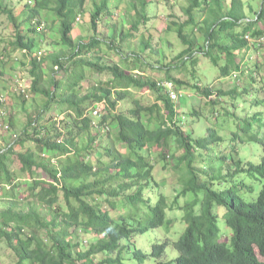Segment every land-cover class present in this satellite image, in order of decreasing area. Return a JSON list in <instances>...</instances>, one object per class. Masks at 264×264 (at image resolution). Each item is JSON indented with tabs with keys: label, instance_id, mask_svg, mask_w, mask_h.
I'll use <instances>...</instances> for the list:
<instances>
[{
	"label": "trees",
	"instance_id": "obj_1",
	"mask_svg": "<svg viewBox=\"0 0 264 264\" xmlns=\"http://www.w3.org/2000/svg\"><path fill=\"white\" fill-rule=\"evenodd\" d=\"M114 1L93 2L89 12L87 0H28L19 6L17 24L0 0V13L14 28L11 46L29 61L31 77L29 93H17L25 115L19 133L7 99L12 87L0 89V123L9 126L0 141L11 134L0 147L4 252L13 264H264V154L258 163L240 155L230 162L222 155L224 172L203 169L199 150L221 138L209 124L200 137L197 126L204 109L215 122L216 115L232 113L243 132L252 131L250 139H256V128L264 138V0L249 17L242 0H230L226 11L222 0H187L185 20L167 27L182 45L179 52L169 56V47L162 54L153 49L162 59L156 64L150 56L120 53L118 63L108 64L99 52L113 44L103 45L97 32L102 15H112L122 0ZM146 5L147 0L131 3L138 22L123 40L148 19ZM87 11L92 35L75 41L74 29ZM47 13L56 47L38 58L32 35L46 29ZM144 43L141 51L150 46ZM9 55L0 57L2 73L13 62ZM49 64L46 85L43 68ZM209 66L216 70L213 79ZM58 71L63 75H54ZM100 72L108 77L91 90L81 87ZM143 90L151 91L152 101L138 95ZM191 96L200 106L188 108L186 122L198 128L197 136L183 128L177 110ZM29 97L31 109L25 108ZM129 98L130 104L120 103ZM236 111L243 116L238 119ZM171 173L182 188L170 199L161 189L167 185L162 176ZM247 178L259 182L251 200ZM215 207L223 208L228 237ZM175 212H182L181 233L154 236L175 225L177 230Z\"/></svg>",
	"mask_w": 264,
	"mask_h": 264
},
{
	"label": "rangeland",
	"instance_id": "obj_2",
	"mask_svg": "<svg viewBox=\"0 0 264 264\" xmlns=\"http://www.w3.org/2000/svg\"><path fill=\"white\" fill-rule=\"evenodd\" d=\"M98 0H87L86 9L90 12L92 10V3L97 2ZM118 0H115L116 3ZM244 5L245 16L249 17L252 12L258 11L260 9L261 3L263 0H242ZM28 0H1L2 5H5L8 9H11L15 16V23H20L22 18L18 16L19 6L20 4H26ZM113 2V0H112ZM133 0H122L118 8L112 7V15L104 14L99 20L98 23V37L104 44L111 45L113 44L112 50H108L103 47L101 54L102 63L107 62L110 63H118L120 53L124 56H132L140 54L143 58L153 61L154 60H162L153 52V49L167 52L169 49L171 50L169 56L175 55L182 49V45L179 44L176 34L172 32L169 28L172 24L171 21L182 22L185 20V14H183V9L187 5V0H147V5L144 8L145 14L148 16V19H144L141 21L138 30L133 32V37H126L124 39V33H127L128 30L132 25L138 22L137 16H135V20L133 19L134 12L131 8V3ZM213 0H211V3ZM113 6V4L111 5ZM110 6V7H111ZM214 8L215 5L213 6ZM221 7L223 11H226L230 7V0H222ZM87 13L80 17L78 21L74 33L73 39L76 41L77 39L81 38L84 40H88L89 37L92 35V30L89 26V16ZM222 11V12H223ZM28 11H25L27 14ZM44 13V12H43ZM196 13V12H195ZM48 14V13H47ZM110 14V13H109ZM52 17L48 14L45 15L44 21L46 23V29L43 31H39V33H35L32 37L35 38L36 43V51L41 50L43 54L47 53L48 55L51 54L55 45V37L57 35L55 28H50L48 25L51 21ZM132 20V22H131ZM137 20V21H136ZM44 24V23H43ZM45 27V26H44ZM23 28L26 29L23 25ZM115 29L114 36H111L112 30ZM126 31V32H125ZM130 31V30H129ZM122 35V39L119 40L120 34ZM143 40H141L142 34ZM14 40V28L11 21L5 13H0V57L5 55L6 53H10L9 56L13 57V62L9 67H7L4 72H1V64H0V83L4 81H8L10 86L12 87L13 92L8 93L7 99H10V107L12 111H15L18 115V125L16 131L14 133H19V127L22 125L23 121L25 120V115L23 114L22 110V103L21 98H18L17 93L20 94H27L29 93V87L31 83V77L28 73V69L30 67L29 61L23 55V53L19 50L13 49L11 46V42ZM121 41V42H120ZM120 42V44L118 43ZM147 42L150 46L144 48L141 51L143 45H146ZM198 44H202V41L199 39ZM169 47V49H168ZM116 50H119L117 52ZM35 51V52H36ZM42 54V55H43ZM17 57V61H14V58ZM92 57V55H91ZM43 59V58H42ZM2 60L0 59V62ZM24 62V64L22 63ZM52 66L44 65L43 68V75L45 76L46 85H48L49 76ZM209 70L211 72V78L213 79L214 75L216 74V70L209 66ZM86 75H90L91 72L85 68ZM136 74H141L143 77L147 75L146 72H142L140 70H134ZM54 75H63L62 71H58L54 73ZM158 75V74H156ZM108 76L105 73H98L93 75L91 80L84 79L81 82V87L86 88L89 87L90 90L92 85L95 84L99 80L106 79ZM159 77V75L157 76ZM211 79V80H212ZM229 85H231L229 83ZM226 86V85H225ZM4 91V90H3ZM15 91V92H14ZM4 93V92H3ZM139 96H147L152 101L153 97L151 95V91L143 90L138 93ZM129 100H124L120 103L125 105L130 104ZM33 100L29 97L26 101L25 108L31 109ZM178 104V103H176ZM180 106L177 105V110L180 111L181 115L186 116L184 118V129L192 132V136H197L198 128H200L198 132V136L203 137L205 134V128L207 124L213 126L216 129L217 133L220 135V140L216 144H211L208 150L200 149V154L202 155L201 165L203 169H208L209 171L219 169L221 172L224 170L221 167L223 163L222 155H225L226 160L230 161L232 159H236L238 155H240L244 161H252L254 163H258L260 156L264 154V138L260 139L261 136V129L256 128L254 134L256 135V139H250L252 135V131L248 130L246 132L242 131V123L238 120H233L231 116L232 113L228 115L219 114L216 115V122L213 115L209 114L206 109L202 111V115L200 116L199 121L197 122V129L190 128L189 124L186 122L188 117V108H198L200 106L199 99L196 96H191L187 98H182L179 101ZM181 107V108H180ZM203 107V106H202ZM236 116L242 117L243 113L241 111H236ZM115 130H113V133ZM194 134V135H193ZM11 134H4L3 138L0 141V147H4L10 142ZM198 138V137H197ZM196 139V138H194ZM235 147L234 151L232 150ZM179 151H176V154H179ZM163 179L167 182L166 187L162 188L161 191L168 195L171 199L175 194H177L179 190L182 188V184L177 179V175L175 173H171L170 176L164 175L162 176ZM240 175H237L236 178H240ZM214 185H219V182L214 181ZM247 184L252 185L253 191L247 192L248 200L255 198L257 196L259 190V182L252 181L251 179L247 178ZM177 192V193H176ZM189 197V196H188ZM214 210L218 212V224L221 230H226L227 237L229 236L230 230L228 227L225 226L222 217V207H215ZM182 212H175L173 213L174 220L180 224V226L175 230V226L170 229L169 233H162L159 231L158 233L154 232V236H177L181 233L183 228L185 227L182 219H181ZM176 223V224H177ZM156 241V239H154ZM0 264H13L12 257L7 256V254L3 250V245L0 243Z\"/></svg>",
	"mask_w": 264,
	"mask_h": 264
},
{
	"label": "built area",
	"instance_id": "obj_3",
	"mask_svg": "<svg viewBox=\"0 0 264 264\" xmlns=\"http://www.w3.org/2000/svg\"><path fill=\"white\" fill-rule=\"evenodd\" d=\"M43 54V52L42 51H37L36 53H35V55L39 58L41 55ZM169 87H170V84H169ZM172 97H174V95H172ZM97 111V110H96ZM96 111H95V113H96ZM8 129H9V126H8V124H6L5 122H1L0 123V136L2 135V133L4 132H6V131H8Z\"/></svg>",
	"mask_w": 264,
	"mask_h": 264
},
{
	"label": "crops",
	"instance_id": "obj_4",
	"mask_svg": "<svg viewBox=\"0 0 264 264\" xmlns=\"http://www.w3.org/2000/svg\"><path fill=\"white\" fill-rule=\"evenodd\" d=\"M7 84H9L8 81L7 82L4 81V82L0 83V89H8Z\"/></svg>",
	"mask_w": 264,
	"mask_h": 264
},
{
	"label": "clouds",
	"instance_id": "obj_5",
	"mask_svg": "<svg viewBox=\"0 0 264 264\" xmlns=\"http://www.w3.org/2000/svg\"><path fill=\"white\" fill-rule=\"evenodd\" d=\"M38 51H41V50H38ZM37 52V51H36ZM36 52H34V54L36 53ZM173 95V94H172ZM181 117H182V122H181V125L183 126V128H184V118L186 117V116H184V115H181Z\"/></svg>",
	"mask_w": 264,
	"mask_h": 264
}]
</instances>
